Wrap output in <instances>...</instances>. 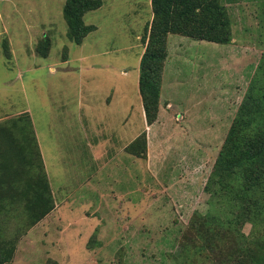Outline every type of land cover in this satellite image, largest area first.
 Returning <instances> with one entry per match:
<instances>
[{
  "label": "rangeland",
  "instance_id": "rangeland-1",
  "mask_svg": "<svg viewBox=\"0 0 264 264\" xmlns=\"http://www.w3.org/2000/svg\"><path fill=\"white\" fill-rule=\"evenodd\" d=\"M102 1L84 16L96 30L76 44L66 0H0V126L21 140L32 122L55 202L30 225L29 198L12 179L23 168L17 179L27 188L37 149L27 170L31 158L13 157L0 130V240L15 248L8 264H238L229 246L244 239L264 259V217L230 222L241 207L212 179L255 78L264 87V0L222 1L228 43L166 35L153 123L139 89L152 0ZM45 41L47 57L37 52Z\"/></svg>",
  "mask_w": 264,
  "mask_h": 264
},
{
  "label": "trees",
  "instance_id": "trees-1",
  "mask_svg": "<svg viewBox=\"0 0 264 264\" xmlns=\"http://www.w3.org/2000/svg\"><path fill=\"white\" fill-rule=\"evenodd\" d=\"M223 0H152L153 20L151 34L146 50L141 58L139 89L143 99V106L149 123H153L158 116L161 101V84L164 65L167 59L168 33H178L198 39L216 43H228L231 36V21L227 15ZM103 4L102 0H66L63 16L68 26L67 36L70 41L81 44L89 33L96 30L93 24H86L84 16L88 11L96 10ZM149 28V25L148 27ZM144 43L147 37L143 38ZM50 42L45 41L37 46L40 56L47 57ZM261 77L255 78L249 94L243 101L235 124L220 151L216 161L212 179L223 189V193L232 194L230 199L235 206L241 207L232 223L241 219L253 220L264 217V198L260 191H264V87H261ZM14 124L18 121L14 120ZM32 122L28 121L20 127L22 139L11 135L10 151L13 157L30 159L27 170L33 169L35 160L32 157L36 147L40 167L37 175L29 173L30 181L25 189L21 185L23 174L20 169L13 176V183L20 185L12 187L18 196L27 194L28 203L25 213L29 215L30 225L33 226L46 217L55 208L52 187L44 166L42 155L36 136L29 135L28 128ZM2 128V129H1ZM36 135V134H35ZM140 135L133 140L132 147ZM143 140L146 142L145 138ZM32 153V155H31ZM23 190V191H22ZM4 199L0 198L2 206ZM0 213L2 210L0 209ZM231 243L229 254L238 260V264H264V259L258 257V244L244 239ZM10 242L0 240V264H8L13 259L14 247ZM49 264H59L50 260Z\"/></svg>",
  "mask_w": 264,
  "mask_h": 264
},
{
  "label": "crops",
  "instance_id": "crops-1",
  "mask_svg": "<svg viewBox=\"0 0 264 264\" xmlns=\"http://www.w3.org/2000/svg\"><path fill=\"white\" fill-rule=\"evenodd\" d=\"M139 135H140V134H138L133 140H135ZM36 137H37V135H36ZM37 141H38L39 148H40V152H41L42 159H43V154H44V153H43V151H42L41 144H40V142H39V140H38V137H37ZM43 162H44V166H45V169H46L45 161L43 160ZM46 172H47V171H46ZM47 175H48V174H47ZM48 178H49V176H48ZM49 181H50V178H49ZM50 184H51V187H52V190H53V186H52L51 181H50Z\"/></svg>",
  "mask_w": 264,
  "mask_h": 264
}]
</instances>
